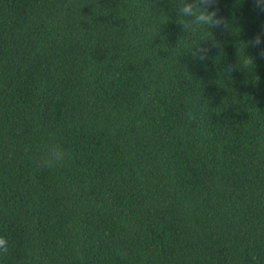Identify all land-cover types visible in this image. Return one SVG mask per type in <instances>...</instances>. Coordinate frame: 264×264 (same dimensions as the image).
Here are the masks:
<instances>
[{"label": "trees", "instance_id": "16d2710c", "mask_svg": "<svg viewBox=\"0 0 264 264\" xmlns=\"http://www.w3.org/2000/svg\"><path fill=\"white\" fill-rule=\"evenodd\" d=\"M178 2L0 0V264H264V14Z\"/></svg>", "mask_w": 264, "mask_h": 264}, {"label": "clouds", "instance_id": "9594fccd", "mask_svg": "<svg viewBox=\"0 0 264 264\" xmlns=\"http://www.w3.org/2000/svg\"><path fill=\"white\" fill-rule=\"evenodd\" d=\"M253 10L258 14H264V0H251ZM220 0H179L176 3L177 21L185 32L196 29H221L230 30L229 20L220 14ZM264 44V26L261 31L244 45L245 47H260ZM193 60L203 61L207 58L209 49L207 47L194 45L187 51ZM260 56L264 57V47L260 48ZM240 63L245 67L252 64V59L245 56L240 59ZM70 154L59 144L51 143L47 145L42 156L37 160V166L42 169H55L62 166ZM9 253V241L0 236V255L6 256ZM121 259L127 257L124 251L117 253Z\"/></svg>", "mask_w": 264, "mask_h": 264}]
</instances>
